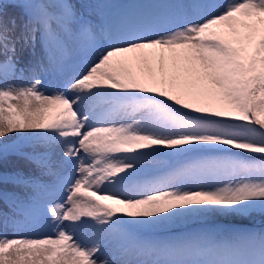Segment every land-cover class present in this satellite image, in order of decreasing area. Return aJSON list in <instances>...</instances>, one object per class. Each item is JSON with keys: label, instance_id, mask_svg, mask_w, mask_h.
I'll return each instance as SVG.
<instances>
[{"label": "snow or ice", "instance_id": "obj_1", "mask_svg": "<svg viewBox=\"0 0 264 264\" xmlns=\"http://www.w3.org/2000/svg\"><path fill=\"white\" fill-rule=\"evenodd\" d=\"M105 3L0 0V264H264V0Z\"/></svg>", "mask_w": 264, "mask_h": 264}, {"label": "rangeland", "instance_id": "obj_2", "mask_svg": "<svg viewBox=\"0 0 264 264\" xmlns=\"http://www.w3.org/2000/svg\"><path fill=\"white\" fill-rule=\"evenodd\" d=\"M121 1L122 0L118 1L119 6L121 5ZM104 2H107V3L102 4V7L109 10L111 3L113 5L117 1L116 0H104ZM158 7H160L158 0H133V1L129 2L128 5H126V8L124 10H120L119 12H117L116 9H114L112 11V8H111L109 14L113 19H118L122 15H130V14H135L137 12L150 11V10H154ZM5 12H6L7 16L19 17L21 10L19 8H15V7H8L5 9ZM40 55H41V52H40L39 47L37 46V57H39ZM50 83H51V81L46 79V85L50 84ZM17 168H23V169H26L28 171H35L33 166L28 165L27 162L23 161L18 156H10L6 162L0 164V173L10 174L11 172H13ZM159 171L160 170L155 166H147L144 173L146 175H149L152 172H154L153 175H157L159 173ZM140 179L143 180V178H140ZM8 235H12L10 230L8 232ZM78 238L80 240H84V237L79 232H77V239Z\"/></svg>", "mask_w": 264, "mask_h": 264}, {"label": "trees", "instance_id": "obj_3", "mask_svg": "<svg viewBox=\"0 0 264 264\" xmlns=\"http://www.w3.org/2000/svg\"><path fill=\"white\" fill-rule=\"evenodd\" d=\"M239 224H254L255 226H264V218L256 217L253 221H241L238 219H233L231 217H222L217 216L213 220L209 222V226H219V227H227Z\"/></svg>", "mask_w": 264, "mask_h": 264}, {"label": "bare ground", "instance_id": "obj_4", "mask_svg": "<svg viewBox=\"0 0 264 264\" xmlns=\"http://www.w3.org/2000/svg\"><path fill=\"white\" fill-rule=\"evenodd\" d=\"M12 165V164H11ZM16 165V164H15ZM18 165V164H17ZM13 168V167H12ZM79 239V238H78ZM83 239V238H82Z\"/></svg>", "mask_w": 264, "mask_h": 264}]
</instances>
